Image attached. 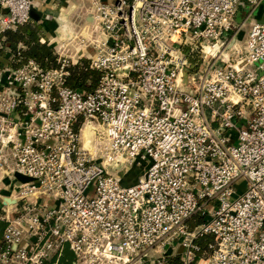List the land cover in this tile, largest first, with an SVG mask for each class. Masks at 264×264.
Returning a JSON list of instances; mask_svg holds the SVG:
<instances>
[{"label":"built area","instance_id":"1","mask_svg":"<svg viewBox=\"0 0 264 264\" xmlns=\"http://www.w3.org/2000/svg\"><path fill=\"white\" fill-rule=\"evenodd\" d=\"M263 4L91 0L74 61L6 68L0 264H264ZM33 6L0 0V34ZM84 58L89 92L66 84Z\"/></svg>","mask_w":264,"mask_h":264},{"label":"trees","instance_id":"2","mask_svg":"<svg viewBox=\"0 0 264 264\" xmlns=\"http://www.w3.org/2000/svg\"><path fill=\"white\" fill-rule=\"evenodd\" d=\"M0 39H4L0 47V70L7 67L19 69L29 60L38 62L44 69H54L61 66L58 62V55L49 44V39L40 22L32 19L19 25L16 29L7 30L0 34ZM7 50H10V54ZM8 56L11 59H4ZM101 74L100 71L91 69L89 60L84 58L79 64L71 68V73L66 77V84L75 89L93 91L98 85ZM200 222L201 218L197 217L196 223ZM4 224H0V231H3ZM206 242L205 239L199 240L202 245ZM73 258V253L66 248L60 264H72Z\"/></svg>","mask_w":264,"mask_h":264},{"label":"rangeland","instance_id":"3","mask_svg":"<svg viewBox=\"0 0 264 264\" xmlns=\"http://www.w3.org/2000/svg\"><path fill=\"white\" fill-rule=\"evenodd\" d=\"M72 1H73V3H75V7H73L74 9H72L71 14H69V15L67 14V15L69 16V20L71 21V23L73 24V26L75 28V29L73 28L75 31V35L71 39L65 40V42H64V40L58 38V35L55 32V30H52V32H50L51 37L49 38V44L53 47L54 51L58 55V62L60 64L64 63V59H63L62 55H60V54H63V55L65 54L62 51L63 47H61V45H62L61 43H65L64 46L69 50V52H70L69 54L73 58V59H70L71 62L74 61L76 58L73 57L72 53L76 54L78 51V47H79V45H78L79 37L78 36L82 32L83 28L88 24L87 18H86V13L90 9L91 0H72ZM67 2H68V0H59L57 2L58 5L56 6V8H59L61 10L63 8H65V9L72 8L68 5ZM238 11L239 12H238V15L236 17V22L238 24H240L244 20V16L246 15V12L249 11V5L245 2H243V4L238 8ZM258 12H255L254 16H258L259 15ZM263 12H264V4H263V7L261 8V16L263 15ZM42 26H43V24H42ZM249 28H250V24L246 23L245 26L243 27V29L241 30L240 34H239V41L240 42H243L246 39V34H247ZM54 38H56V40L53 42ZM3 40L4 39H0V47L2 45ZM7 51H8V54H10L9 53L10 50H7ZM9 56L4 57V59H7V58L11 59V58H9ZM72 67H73V65H71V67H68V70H70L69 74L71 73ZM54 69H56V68H54ZM4 70H6V68ZM4 70H2L3 74H4ZM6 71H8V70H6ZM6 86H7V84H6ZM6 86H1L0 88L3 89V88H6ZM136 172H137V169H135V168L132 169L130 171V173L127 175V178L124 179V181L125 182L130 181V179L135 175ZM238 183L243 184L244 181L240 180ZM7 195L8 194L6 191H4V190L0 191V196H7Z\"/></svg>","mask_w":264,"mask_h":264},{"label":"crops","instance_id":"4","mask_svg":"<svg viewBox=\"0 0 264 264\" xmlns=\"http://www.w3.org/2000/svg\"><path fill=\"white\" fill-rule=\"evenodd\" d=\"M59 0H35V7L41 11H43L45 14H47V18H43L41 20L40 23L43 24V30L45 31L48 39L51 37L50 35V32H52V30H56L58 29L59 27V22H58V17L60 15H66L69 19V14H71L72 12V9H74L73 7H75V3H73L72 0H68V5L72 8H68V9H65L63 8L62 10L59 9V8H56V6L58 5V2ZM104 1H107V2H112L114 0H104ZM68 14V15H67ZM259 15L257 16V19H263V15L261 16V9L259 10ZM86 17L87 19H89L88 17V11L86 13ZM63 19H67L65 16L63 17ZM71 22V21H70ZM57 23V24H56ZM72 24V23H71ZM73 26V24H72ZM74 28V26H73ZM86 28V27H85ZM64 29V28H63ZM75 29V28H74ZM51 30V31H50ZM57 33V32H56ZM56 40V38H54L53 42ZM0 77L3 76V79H5V74H3V72H0ZM4 85V80L1 81V84H0V87ZM1 89V88H0ZM93 137H94V132L92 131L91 128L87 127L84 131V139H85V143H86V146H90V142L93 140ZM89 144V145H88ZM131 181L134 180V178L132 177L130 179ZM130 182V181H129ZM6 191L7 194L9 195L10 192H11V188H10V183L8 180H1L0 179V191ZM3 196H0V199H3L2 198ZM4 201V200H3ZM3 224L5 223L4 221H0V224ZM5 225V224H4ZM1 228V226H0ZM5 228V227H4ZM4 231V229H3ZM3 231H0V240L2 239V235H3Z\"/></svg>","mask_w":264,"mask_h":264},{"label":"bare ground","instance_id":"5","mask_svg":"<svg viewBox=\"0 0 264 264\" xmlns=\"http://www.w3.org/2000/svg\"><path fill=\"white\" fill-rule=\"evenodd\" d=\"M64 16L67 19H63ZM57 19H58V22H59V27L56 30L58 38L62 39V40H67L68 38L73 37L74 34H75V31H74L73 26H72L70 20L68 19V17L66 15H60ZM84 31L86 32V28H84ZM86 128L83 129V138H84V131H85Z\"/></svg>","mask_w":264,"mask_h":264},{"label":"water","instance_id":"6","mask_svg":"<svg viewBox=\"0 0 264 264\" xmlns=\"http://www.w3.org/2000/svg\"><path fill=\"white\" fill-rule=\"evenodd\" d=\"M30 16L33 20L37 21V22H41V20L43 18H47V14H45L43 11L37 9L35 6L31 7L30 9ZM15 176L22 182H28V181H31L32 178L28 177V176H25V175H22L20 173H15ZM4 202L6 204H11L13 202H15V199L14 198H11L9 196H3L2 197Z\"/></svg>","mask_w":264,"mask_h":264}]
</instances>
